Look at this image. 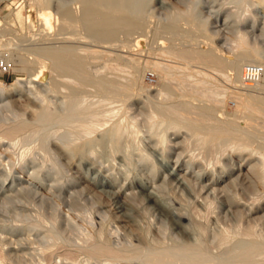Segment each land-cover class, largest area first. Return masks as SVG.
<instances>
[{"label": "bare ground", "instance_id": "bare-ground-1", "mask_svg": "<svg viewBox=\"0 0 264 264\" xmlns=\"http://www.w3.org/2000/svg\"><path fill=\"white\" fill-rule=\"evenodd\" d=\"M180 1L184 2L185 0H171L170 2L178 3ZM166 2L165 0H31L30 5L34 6L36 9L40 24L43 26L42 28H37L38 31L35 32H31L29 28V33L21 35L15 34L17 31H14L15 28L13 29L11 23H7L4 28L0 29V35L1 33L8 34L7 43L10 45L9 48L11 50L9 49L10 55L7 57V61H16L17 64L21 65L23 70L29 73V76H26V80H23V86L26 90L34 92L35 95L42 100L38 107H34L35 110L31 117L27 116L24 110L12 106L8 101L7 106L10 109L11 114H8L4 119H0V140L1 138H6L5 141L9 140L10 145H17L20 143H28L34 138L39 139L37 144L35 143L31 145L32 143H30V145L27 144L26 147L24 145L25 148L21 152V159H24V161L27 153L30 154V151H33V149L37 148L39 149V152L43 153L39 157H42V161L39 162L41 163V168L33 169L28 173L29 176H34L37 179L44 178L43 173L41 172V169L44 167L45 169L48 167L51 174L52 172L59 173V175L65 173L64 164L61 159L55 155H50V139L56 134L63 137L64 144L62 146L70 151V155L78 154L81 158V162H88L89 156L96 154L94 153L96 148L94 151L93 146H104L107 141L106 136L101 135L99 138L93 140L89 139L87 142L80 140L78 143L77 140L82 137H88L98 130L104 120L103 117L106 116V112L109 110L108 108H104L107 100L109 101L120 98L128 101L131 99L133 93L147 90L141 85V80L145 69L151 66L154 67L158 73H162L161 86L158 89H155L154 92H148V98L145 100L152 120L158 116L163 119V122L166 119H169V125H172L174 129L176 128L178 131L185 128L192 138H195L202 143V147L205 149L203 151L212 156L208 161L215 159L218 163L221 162L222 167L225 169L223 170L224 173L235 175V177L240 178L243 183L245 182L242 189H245L246 192H249L250 194L255 192L256 188L254 183L256 182H253L252 180L254 178L264 184V136L262 137V135H258V133L264 134V123L261 126H257L259 121L256 120L257 125L250 128H232L231 126V124L237 122L239 118H246L244 120L247 121L248 118H252L253 115L258 113V115H262L260 117L264 116V73L257 83L249 87L245 86L242 80V68L244 64L248 62H258L264 65L263 52L255 47L254 49L245 50L234 57L232 55H227L222 50L216 51L219 49L218 47H215L213 43V36L216 32L209 28L207 21L203 22L198 18L196 15L197 12H194L193 6H188L186 9H182L175 5L177 9H168L165 15L157 16L156 8L153 7L154 4L159 3L161 9V7H167ZM259 2L260 4H263L264 0H259ZM232 13H235V11ZM229 14H227L228 17ZM19 20L22 25V12L19 13ZM34 20L33 10L29 9L28 25H32ZM239 32V38L242 45L246 44L248 42L247 34L241 30ZM162 34L167 35L170 39V46L168 48L169 52L172 53L171 55H174V58L176 57V59L183 60L182 64V61L179 60L177 61L180 63L173 60L165 62L164 59L161 60V58L158 59L155 57H145V60L143 61L141 59L143 56H141L142 52L140 51V48L139 51L141 53L137 51L138 49L135 50L140 55H137V52L133 50L135 45L140 46L147 42L148 38L151 37L153 39L155 36ZM200 36L210 39L212 41V47L204 49L200 48ZM159 38L161 37L159 36ZM177 38L179 40L181 39L182 42H176ZM152 39H150V41ZM152 42L155 43L154 40ZM163 43L164 42H161L160 44L163 45ZM163 46L165 47V44ZM150 47L153 46L150 45ZM163 50L167 51V49ZM29 51L34 52V54L31 53L33 57H29ZM205 57H211V66L214 70H219L222 73L213 70L207 71V68L204 72L205 69L203 70L202 68H195L192 66L193 60L201 61L202 59L204 60ZM100 58L104 60L102 64L106 70L112 69L115 72L116 69L126 72L124 74H126L127 77H124V79L121 78L124 81H118V76H111V74L109 76L107 73H101L98 69L99 66L97 61ZM111 61H117V65L113 62V64L110 63ZM47 64L51 66V72L53 73L50 78L45 81V67H43L42 72L40 71L41 73L38 75H35L33 72H35L38 67ZM188 68H191L192 70L194 69V72L204 73L209 76H211V74H221L226 86L230 89L225 90L226 94L223 95V93L221 96L227 97L228 92L229 94L236 93V97L240 100V102L238 101V109L236 108L237 110L234 113L226 117L224 116V120H220V118L215 115L216 107L215 104H213V101L220 103L221 97H216L214 91L209 88L200 89L196 84H193V82V85H189L190 83L187 82L185 72L181 71V69H184L185 71V69L187 70ZM101 69L104 68L102 67ZM37 71L39 72V70ZM62 76L67 77L63 78ZM189 77L191 78L192 76ZM216 79L217 78H215V80L213 79V82H218ZM205 80L199 82L204 83ZM174 81L178 82L176 87L173 85ZM225 84L224 87H226ZM63 85L66 89L61 91V95L59 94L61 96L59 101L60 105L57 103L60 107L59 108L52 104L53 102L51 101H53V99L50 100L51 98L49 97V99L48 95L46 96L47 93L45 94L44 90L58 92L62 89L61 86ZM205 86L208 85L205 84ZM4 87V82L0 80L1 95L4 94ZM91 93L92 96L96 93L99 97L97 95L96 97L98 98L96 100H90L89 95ZM34 97L32 98L34 99ZM56 97L55 99H57ZM93 98H95V96ZM205 98H211L210 100H212V103L209 102V99L208 101ZM112 102L115 103L114 101ZM223 103L224 100H222V103L220 104ZM248 121L253 123L252 125L255 124L254 120H252L253 122H251V120ZM250 123H248V125ZM54 124H59V126L60 124H69L72 125L73 129L66 128L65 130H59V128L55 127V129L51 130V127ZM235 125V127H237L238 124ZM171 127H169V129ZM230 129L233 130L230 131ZM119 137H122L124 140V134ZM119 137L116 136L114 138L115 148L117 150L126 151L128 154L123 163V172L126 175L125 179L129 178L128 166L132 163V155L134 152H137L136 154H138L139 159L147 164L150 174L154 177L153 181L156 184L154 187H157V190L158 186H162L163 189V185L168 182H172L177 186L185 187L186 180H189L191 176L195 180L198 179L199 174H201L200 171L209 170L212 171L214 175L212 179H209L208 183L206 182L207 184H203L202 191L209 193V189H214V191L228 190V184L222 183L223 179L221 177V179L216 177L217 169L204 165L193 155H189L186 162L188 164L187 166H192L193 164H197L198 167L200 166L196 175H192L191 173L187 174V171L183 172V170L178 171L181 165L180 161L184 156L183 152L177 153L174 168L169 170L165 164H160L155 160L152 153L148 152L146 149L140 147L135 148V145L131 144V146L130 144H125L126 141L123 144L121 142L122 139H118ZM160 138V143L165 146V149L170 148L171 150V146H173L174 149H178L186 144L184 142L185 140L172 142L164 135ZM59 140L61 141V139ZM232 144H235L233 147L238 146L241 150L250 151V156L258 155L256 157V162L250 165L251 167L249 168V170L252 171L253 176L248 175V172H244L242 164H239V166H230L228 162L225 161L222 163V161L219 160L217 153L224 154ZM72 145L73 147L71 148ZM132 147H134L133 150H131ZM35 153L36 152H33V156L36 155ZM29 158L28 160H30ZM35 158L36 157H33V159ZM6 162L8 165L10 164L9 166L7 165L9 167L7 173L12 175L14 163L10 161V159L5 161V163ZM162 168H164V171L160 173ZM115 172H117V174ZM115 172L114 173L118 176L119 172L117 170ZM94 178L98 184L102 186L101 188H103L113 199V203H115L122 212L121 219L129 221L135 226L138 241H129L130 245L123 248L115 247L113 245L114 243L111 241H91L88 243L86 242L84 245H80L90 257L96 258L98 261H101L103 258L112 261H130L132 259H138L140 264H262L261 261L255 257L264 249L263 244L249 239H240L234 246L232 245V247L227 248L220 253H214L208 247H205L204 244L202 245L198 239H192L191 235L184 229L182 222H171L170 218L172 217H170V210L165 209L161 201L153 193L154 191H146L143 185H138L139 189H134L135 185H133L131 181L129 183H123L119 189H116L114 183L106 179V177L102 178L99 173H96ZM13 180L15 182V178H13ZM189 181H191V179ZM126 189H129V191L126 192V195L129 193L131 197H135V200L143 205V209L151 214L153 219H155V222L156 220L157 222H163L168 227L177 231L173 243L169 245L151 244L145 239V237H147L146 234L149 231L147 232L148 229L146 228L145 230L139 228L141 224V215L130 201L123 198V195H125L123 193ZM130 196L127 195V197ZM251 200L255 202V199L253 200L251 198ZM254 202L249 203L245 200H234L231 204L238 212V215L240 214L242 217L245 208H248L251 212L247 214H252L254 207H256L251 206L255 204ZM100 206L103 207L102 205ZM43 214L39 211L36 218L33 221H29L32 223L28 224V222L26 225L23 224L24 226L21 225V227L27 226L30 228H42L45 230V237L49 243L40 247L41 254L39 256H41V259H43V255L45 256L47 253L49 254L50 252H48V250L62 238V232L55 228V225L46 227V216L44 215V217ZM183 220L184 219L180 221ZM185 220L190 223L195 222H192L190 218H186ZM196 222L197 225L200 224L199 221ZM7 227L8 225H3V228ZM19 227L20 226L17 225L11 226V228L15 229ZM200 227L204 228V226L201 225ZM194 229L196 231L197 227L195 226ZM198 229H200L199 225ZM99 232L100 231H98L97 234H99ZM125 236L126 235L124 234L121 237L126 238ZM111 238H113L112 235ZM67 257H71L70 264H78L79 261H77L76 258H73L68 254L66 255V258Z\"/></svg>", "mask_w": 264, "mask_h": 264}, {"label": "rangeland", "instance_id": "rangeland-1", "mask_svg": "<svg viewBox=\"0 0 264 264\" xmlns=\"http://www.w3.org/2000/svg\"><path fill=\"white\" fill-rule=\"evenodd\" d=\"M170 1L171 0H165V2L168 4H166L168 8L161 7L160 9L159 3H156L158 6L154 4L153 7L156 8V14H158L157 16L165 15L168 9H175L176 6L182 9H186V7L188 6H193L194 12H197L196 15L198 16V18L203 22L207 21V23L209 24V28L216 32V34H214L213 36L214 46L219 48L216 51L222 50L227 55H232L235 57L245 50L254 49L256 47L264 54V3L260 4L259 0H192L194 3L191 0H185L184 2L180 1L178 3H172ZM30 4L31 0H0V29L4 28L7 23H11L13 29L15 28L14 31L16 30L18 32H15V34L21 35L27 34L30 31H38V29H40L39 27L42 28L43 26H41L40 24L36 9ZM29 9L33 10V16L35 19L32 25H28ZM234 11L235 13H232ZM21 12L23 15L22 25L19 20V13ZM227 14H229V17L227 16ZM240 30L247 34L248 42L243 45L239 38ZM159 36L161 38H159ZM202 37L203 36H200L201 40L199 43V47L202 49L212 47V41L208 38ZM7 38L8 34L1 33L0 80L4 82L5 87L4 94H0V119H4V117L8 116V114H11V111L7 106L8 101L12 104V106L20 110H24L26 115L31 117L36 106L38 107L42 100L38 96H36L34 92L26 90L23 86L24 81L27 78L26 76H29V73L23 70L21 65L17 64L16 61H7V57L10 55L11 50L9 48L10 45L7 43ZM150 39L152 38H148L149 42H145L147 45L145 43L141 44L140 46L135 45V48L133 49L134 51L137 49V51H139L140 48V51L142 53L140 51L139 52L142 54L141 56H143V58H141L143 61L145 60V57H155L158 59L161 58V60L164 59L165 62H170L173 60L178 63H180L179 61H182L181 64L183 63V60L176 59V57L174 58V55H171L172 53L169 52L168 48L170 46V39L167 35L162 34L155 36L151 41ZM153 40L155 41V43L152 42ZM178 41L180 42L181 39L179 40L177 38L176 42ZM161 42H164L163 45L165 44L166 48L160 44ZM150 45H152L153 47H150ZM162 47L163 49H167V51L163 50ZM29 52V57H33L31 53L34 54V52ZM138 54L139 53L137 52V55ZM97 61L99 66L98 69L101 71V73H107L109 74V76L110 74L111 76H118V81H124L122 79H124V77H127V75L124 74L126 73L124 71L116 69L115 72L112 69L106 70V68L102 64L104 61L102 58L98 59ZM112 62L117 65V61H111L110 63ZM192 62L193 67L202 68L203 70L205 69L204 72L208 69L207 71L213 70L215 72L218 71L222 73L219 70H214V68L211 66V57H205L204 60L202 59L201 61L193 60ZM121 66L124 67L123 65ZM43 67H45V81H47L53 73L51 72L52 69L49 64L38 67V69H36V71L33 73L35 75L40 74L43 70ZM102 67L104 69H101ZM128 69L131 70L130 68ZM37 70H39V72ZM181 71L185 72L187 76V82L190 83L189 85L196 84L200 89L209 88L210 90L214 91L216 97H221L220 103H222V100H224L223 104L213 101V104H215L216 107L215 115L220 118V120H224L226 116L234 113L238 109L237 106H239L240 100L238 97H236V93L229 94L228 92L227 97L221 96V94L223 93V95L226 94L225 90L229 89V87L226 86L225 81L223 77H221L222 75L220 73V75L216 73V75L211 74V77L209 75H205L204 73H199L196 71L194 72V69L192 70L191 68H188L187 70L185 69V71L184 69H181ZM161 76L162 73H158L154 67H147L142 75L141 80V85L144 86V88L147 90L140 92L135 91L136 93H133L131 99H129L128 101L120 98L109 101L107 100V106L105 104L104 108H108L109 110L106 112V116L103 117L104 120L102 121L101 126L97 131L88 136L89 138L86 136L77 140L78 143L80 142V140L87 142L89 139H97L101 135L106 136L108 142L106 141L104 146L94 145V151L96 148V151L94 153L96 154L90 155L88 162H81V158L78 154L70 155V151L62 146L64 144L63 137H61L60 135L58 136V134L51 137L52 140L50 139V155L57 156L63 162L65 169V173H63V175H59V173L53 172L51 174L48 167H46V169L44 167L41 169L44 178H38V180L34 176H29L28 173H30L33 169L41 168V163L39 162L42 161V157H39L43 153L39 152V149L37 148L33 149V151H30L31 155L27 153L28 156H25L26 158L24 161V159H21V152L24 150L27 144H37L39 140L38 138H34L28 143H20L17 145H10L9 140L5 141L6 138H1L0 264H70L71 257L66 258L67 254L69 256H72L73 258H76L77 261H79L78 264H140L138 259H132L130 261H112L110 259L103 258L101 261H98L96 258L90 257L86 253V251L80 247V245H84L86 244V242L88 243L91 241H111L114 243L112 244L115 247L123 248L127 245H130L129 241H138V235H136L137 231L135 230V226L129 221L121 219L122 212L119 210L116 204L113 203V199L108 195V193L103 188H101L102 186L98 184V182L94 178L96 173H99L102 178L106 177V179L114 183V187L116 189H119L123 183H129L131 181V183L135 185L134 189H139L138 185H143L146 191H154L153 193L161 201L165 209L170 210V217H172L170 218L171 222H182L184 225V229L191 235L192 239H198V241L202 243V245L204 244L205 247H208L214 253H220L227 248L232 247V245L234 246L240 239H249L252 241H257L264 245V184L254 178L255 180H252L253 182H256L254 183L256 188L255 192H253L252 194L246 192L245 189H242V187L245 185V182L243 183L240 178H236L235 175L224 173L223 170L225 169L222 167L221 162L218 163L217 161H215V159L208 161L212 156L206 154L205 151H203L205 149L202 147V143L195 138H192L185 128H182L178 131L176 130V128L174 129L172 125H169V119H166L163 122V119L158 116L154 118L156 120H152L145 100L146 98H148V92H154L155 89H158L161 86ZM189 76H192V79ZM64 77L66 78L67 76ZM215 78H217L216 80H218V82H213V79L215 80ZM202 80H205V82L207 83H202ZM177 84V81L173 82V85L175 87L177 86ZM205 84H207L208 86H205ZM224 84L226 87H224ZM61 88L62 89L58 92H50L51 90H44V93H47L46 96L48 95V98H51H49L50 100L53 99V101L51 102H53L52 104L55 106L60 105L59 101L61 97L60 95L62 94L61 91L66 89L64 85L61 86ZM97 95L98 94L94 93L92 96L91 93L89 95V99L96 100L99 97V95L98 97H96ZM54 96L57 99H55ZM94 96L95 98H93ZM32 97H34V99ZM112 101H114L115 103H113ZM211 101L212 100H210L209 102ZM258 114L253 115L252 118H248L247 121L244 120L246 118H239L238 121L234 124H231V126L232 128H250L257 125L256 120L259 121L257 126H261L264 122L260 121H264V116L260 117L262 115ZM248 120H251V122H253L252 120H254L255 124L252 125L253 123H250V121ZM248 123L250 124L248 125ZM235 124H238L240 126L237 125V127H235ZM55 127L59 128V130H65L66 128L73 129L72 125L69 124H60V126L59 124H54L52 125L51 130L55 129ZM169 127L171 128L169 129ZM232 130L233 129H230V131ZM123 134L124 140L122 139V137H119L120 135L123 136ZM160 134L161 136L164 135L166 138L168 137L167 139L171 140L172 142L185 140L184 142L186 144L182 145L178 149H174L173 146H171V150L170 148L165 149V146L160 143ZM258 135H262V137L264 136V134L262 133H258ZM116 136L119 137L118 139H122L121 142L123 144L126 141L125 144L135 145V148L140 147L146 149L148 152L152 153L155 160H157L160 164H165L166 167L169 168V170H172L174 168L177 153L183 152L184 156L180 161L181 165L178 171L183 170V172L187 171V174L191 173L192 175H196V173L200 169V166L198 167L197 164L187 166L188 164L186 162L189 158V155H193L199 162L203 163L204 165H207L210 168H216V177H221L223 179L222 183L228 184V190L214 191V189H209V193L202 191L203 184L206 182L208 183L209 179H212L214 175V173L210 170L200 171L201 174H199L198 179L195 180L191 176V181H189L190 179L186 180L185 187L177 186L172 182H168L163 185V189L162 186H160L161 188L158 186L157 190V187H154L156 185L153 181L154 177L152 176V174H150L147 164L145 162L143 163V161L139 159L138 154H136L137 152H134L132 155V165L130 164V166H128L129 178L125 179L126 175L123 172V163L128 154L126 151L117 150L115 148L114 138ZM59 139H61V141ZM127 141H129L130 143ZM133 141L135 144L133 143ZM233 145L235 144L230 145V148L228 147L227 151H225L224 154L217 153L219 160L222 161V163L225 161L228 162L230 166H239V164H242L244 167V172H248V175L253 176V173L251 170H249V168L251 167L250 165L256 162V157L258 155L250 156V151L241 150L238 146L233 147ZM72 147L73 145L71 146V148ZM133 148L134 147L130 149L133 150ZM33 152H36V155L33 156ZM33 157L36 158L33 159ZM28 158L30 160H28ZM8 159H10V161L14 163L12 175L7 173V170L9 169L8 166L10 164L8 165L7 162L5 163V161H7ZM35 162H37L38 164ZM44 170H46L47 172ZM116 170L118 172L121 170L118 173V176L116 175ZM163 171L164 168L161 169L160 173H162ZM13 178H15L16 183L14 182ZM169 183L172 184L170 185ZM128 191L129 189H126V191L123 193L125 194L123 195V198L130 201V203L135 206L137 211H139L141 215V224L139 228H141V230H145L146 228L148 229L147 232L149 231L147 233L149 236L146 234L147 237H145V239L151 244L169 245L173 243L177 231L168 227L163 222H157V220L155 222V219H153L151 214L147 212V210L143 209V205L135 200V197H131L129 193H127V195L130 197H127L126 192ZM251 198L253 200L255 199V202L252 201ZM234 200H245L249 203L254 202V205H250L256 207H254L252 214L250 215L247 214L251 213L249 209L243 208L245 211L244 215L241 217V215H238V212L231 204V202ZM100 205H102L103 207H101ZM39 211L42 214L44 213L43 216H46V227L55 225V228L62 232V238L55 245H53L51 249H49L50 251L48 250V252H50L49 254L47 253L45 256L43 255V259H41V256H39L41 254L40 247L49 243L47 238L45 237V230L42 228H30L27 226L21 227V225L24 226L29 221H33ZM186 218H190L192 222L199 221L200 224L198 225L200 229H198L197 222L196 224L195 222L190 223L189 221L185 220ZM182 219L184 220L180 221ZM30 223L32 222H29L28 224ZM4 224L8 225V227L3 228ZM12 225H17L20 227L16 229L11 228ZM200 225L204 226V228L200 227ZM195 226L197 227L196 231L194 229ZM198 230L200 231V233ZM98 231H100L99 234H97ZM124 234L126 235V238L121 237ZM111 235L114 239L111 238ZM101 236H103L104 238ZM255 258L261 261L262 264H264V249L260 253H258Z\"/></svg>", "mask_w": 264, "mask_h": 264}, {"label": "built area", "instance_id": "built-area-1", "mask_svg": "<svg viewBox=\"0 0 264 264\" xmlns=\"http://www.w3.org/2000/svg\"><path fill=\"white\" fill-rule=\"evenodd\" d=\"M264 73V65L258 62H248L242 68V80L249 87L257 83Z\"/></svg>", "mask_w": 264, "mask_h": 264}]
</instances>
